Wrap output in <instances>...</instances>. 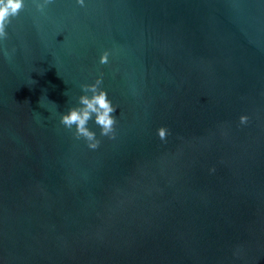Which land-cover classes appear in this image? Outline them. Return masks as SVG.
<instances>
[{
	"label": "water",
	"instance_id": "water-1",
	"mask_svg": "<svg viewBox=\"0 0 264 264\" xmlns=\"http://www.w3.org/2000/svg\"><path fill=\"white\" fill-rule=\"evenodd\" d=\"M24 4L0 40V264H264V0ZM101 73L116 138L93 117L90 150L60 118Z\"/></svg>",
	"mask_w": 264,
	"mask_h": 264
},
{
	"label": "clouds",
	"instance_id": "clouds-1",
	"mask_svg": "<svg viewBox=\"0 0 264 264\" xmlns=\"http://www.w3.org/2000/svg\"><path fill=\"white\" fill-rule=\"evenodd\" d=\"M33 2L38 11H43L47 5L53 3V0H43L42 3H36V0H33ZM76 2L81 7L85 6V0H76ZM24 7V0H0V40L8 38L6 28L11 24L13 18L18 17ZM109 56L110 53L105 51L101 55L99 63L102 65L108 64ZM102 82L103 73L93 84L82 85L81 90L85 94L79 97L78 103L80 106L71 108L67 114H63L60 118V124L67 130L71 131L75 126L74 138L76 140L83 139L90 150L98 149L101 143L97 139L96 133L88 127V122L93 117L94 123L100 128L101 137L116 138L115 126L117 119L112 114L116 112L117 107L109 100L107 92L101 89ZM88 93L91 95H87ZM248 120L247 116H241L239 123L246 125ZM157 135L161 141H166L170 132L166 127H160L157 129ZM210 171L214 172L215 169L213 168Z\"/></svg>",
	"mask_w": 264,
	"mask_h": 264
}]
</instances>
